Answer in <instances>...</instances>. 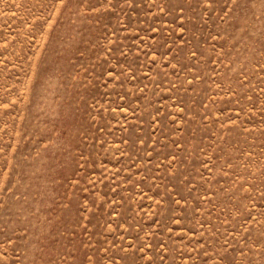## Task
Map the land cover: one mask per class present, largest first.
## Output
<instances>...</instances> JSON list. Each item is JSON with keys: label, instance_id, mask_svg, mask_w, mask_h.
<instances>
[{"label": "rangeland", "instance_id": "obj_1", "mask_svg": "<svg viewBox=\"0 0 264 264\" xmlns=\"http://www.w3.org/2000/svg\"><path fill=\"white\" fill-rule=\"evenodd\" d=\"M0 264H264V0H0Z\"/></svg>", "mask_w": 264, "mask_h": 264}]
</instances>
